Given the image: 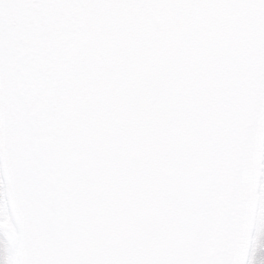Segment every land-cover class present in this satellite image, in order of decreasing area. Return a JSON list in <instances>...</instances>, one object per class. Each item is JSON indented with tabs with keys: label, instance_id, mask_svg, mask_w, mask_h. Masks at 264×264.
Wrapping results in <instances>:
<instances>
[{
	"label": "snow or ice",
	"instance_id": "6c2138e0",
	"mask_svg": "<svg viewBox=\"0 0 264 264\" xmlns=\"http://www.w3.org/2000/svg\"><path fill=\"white\" fill-rule=\"evenodd\" d=\"M0 264H264V0H0Z\"/></svg>",
	"mask_w": 264,
	"mask_h": 264
}]
</instances>
